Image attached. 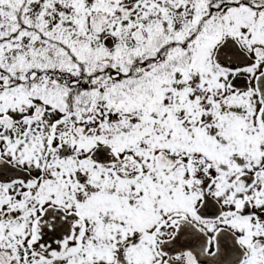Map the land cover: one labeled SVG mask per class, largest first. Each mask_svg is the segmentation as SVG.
I'll use <instances>...</instances> for the list:
<instances>
[{
  "label": "snow or ice",
  "instance_id": "6c2138e0",
  "mask_svg": "<svg viewBox=\"0 0 264 264\" xmlns=\"http://www.w3.org/2000/svg\"><path fill=\"white\" fill-rule=\"evenodd\" d=\"M0 264H264V0H0Z\"/></svg>",
  "mask_w": 264,
  "mask_h": 264
}]
</instances>
